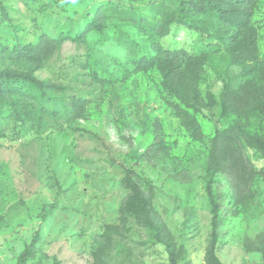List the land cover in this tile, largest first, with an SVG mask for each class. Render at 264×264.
<instances>
[{"label":"rangeland","instance_id":"374dc122","mask_svg":"<svg viewBox=\"0 0 264 264\" xmlns=\"http://www.w3.org/2000/svg\"><path fill=\"white\" fill-rule=\"evenodd\" d=\"M184 1L1 0L0 68L63 89L9 98L27 107L21 121L0 101V264L33 244L27 264H171L170 249L180 264H209L211 252L264 264V151L253 140L264 141V0L251 20L257 51L242 62L243 41L219 39L214 14L191 15L202 31L176 20ZM61 25L84 40L42 42ZM30 43L39 50L26 55ZM157 46L193 54L202 70L171 86L157 66L138 70ZM158 124L163 145L149 148ZM128 176L150 214L130 206Z\"/></svg>","mask_w":264,"mask_h":264},{"label":"trees","instance_id":"16d2710c","mask_svg":"<svg viewBox=\"0 0 264 264\" xmlns=\"http://www.w3.org/2000/svg\"><path fill=\"white\" fill-rule=\"evenodd\" d=\"M1 2V0H0ZM256 0H187L182 2L178 7V15L176 20L195 30H201L202 27L197 23L196 19L191 15L200 13H209L217 16L222 27L225 29V34H220L219 39L224 38L226 43H236L243 41V48L233 56L235 62L252 60L257 51V38L255 32L251 28V20L253 17ZM90 19V27L99 26L95 15H88ZM83 32L72 34L70 29L65 25L60 26L58 36L54 39L43 37L42 42L48 43L53 48L62 44L68 39H73L77 42L84 40ZM39 50L38 44H28L24 53L31 55ZM150 66H157L161 71L166 84H180L184 81L185 75L188 73L197 74L202 70L201 62L191 53L185 50H172L156 47V54L150 59H140L137 62L138 70H145ZM168 85V86H169ZM63 87L53 82L42 81L34 76L32 71H17L12 69L0 68V101L6 102L12 107V113L18 121L23 120L27 107L22 108L20 101L14 103L9 101L12 96H17L19 99H29L33 90L39 91L41 94H46L50 91L62 90ZM9 102V103H7ZM79 102V99L75 101ZM264 109V104L262 105ZM189 118V117H188ZM189 128L192 130V135L197 138L201 133V126L196 119L188 120ZM226 132L232 135L245 137L247 133L240 127L227 129ZM161 126H156V139L149 148L161 147L163 145ZM253 140L257 147L264 151V141L259 136H253ZM128 187L131 192L130 206L133 208H142L146 214L151 213V205L148 198L144 195L139 183L131 178L126 177ZM207 192L212 204V227L213 239L217 238V228L219 224V204L215 198L213 191V180L207 181ZM34 245V244H33ZM33 245L24 251L17 264H27L28 260L33 257ZM171 264H180L176 257V252L170 249L169 252ZM209 264H222L213 252L210 254Z\"/></svg>","mask_w":264,"mask_h":264}]
</instances>
